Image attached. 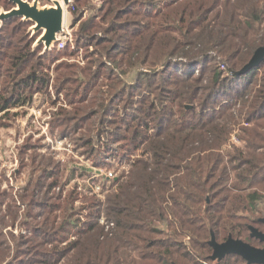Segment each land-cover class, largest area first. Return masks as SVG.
<instances>
[{
    "label": "trees",
    "instance_id": "1",
    "mask_svg": "<svg viewBox=\"0 0 264 264\" xmlns=\"http://www.w3.org/2000/svg\"><path fill=\"white\" fill-rule=\"evenodd\" d=\"M93 2L74 0L71 11L76 24L82 18L79 11L95 13L81 22L77 43L102 33L96 46L105 62L98 69L106 70L104 86L109 90L103 93L108 97H99L96 110L85 112L89 94L78 100L67 94L69 105L55 112L50 123L62 129L61 135L97 128L113 107L105 106L107 99L125 102L133 96V112L121 114L125 134H114L112 141H127L139 156H129V170L110 181L105 202L88 198L94 201V220L77 230L65 220L74 230L75 241L68 247L73 256L64 259L56 250L59 264H201L211 261L212 232L218 242L231 235L261 246L249 226L263 224L247 213L258 212L264 201V61L246 75L236 73L264 45V0H100L98 7ZM14 6L0 0V10ZM32 25L16 16L0 27V114L24 107L35 93L51 86L45 56L36 55V39L25 34ZM64 49L69 54L67 46L58 50ZM62 69L69 71L70 66ZM62 69L55 81L57 94L73 79ZM132 73L135 80L125 84L122 76ZM93 78L97 83L98 75ZM190 103L193 107L186 108ZM99 132L81 144L90 156L100 155L106 162L116 150L108 143L94 146ZM232 137L240 144L230 143ZM51 159L38 155L32 160L41 174L36 182L41 191L34 196L47 195L57 184L50 178L58 173L59 163ZM58 196L68 199L54 204L51 196L39 202L46 216L35 237L46 239L48 228L61 231L57 211L65 214L74 196ZM103 214L107 222L100 224ZM185 236H190L189 243ZM28 239L20 241L22 246L31 242ZM6 243L0 236V264H56L48 252H34L26 261L17 253L6 257L11 249ZM220 263L248 264L237 255Z\"/></svg>",
    "mask_w": 264,
    "mask_h": 264
},
{
    "label": "rangeland",
    "instance_id": "2",
    "mask_svg": "<svg viewBox=\"0 0 264 264\" xmlns=\"http://www.w3.org/2000/svg\"><path fill=\"white\" fill-rule=\"evenodd\" d=\"M27 1L32 4L37 3L40 9H47L54 7L56 2H62L63 4L64 0ZM93 4L98 7L101 2L100 0H94ZM71 9H74V0H70L69 6L66 7L68 12L65 26L71 33V36L66 39L69 54L64 53L65 49L62 51L56 49L55 43L47 49L42 42L44 32H36L33 25L25 29V34L29 38L34 37L36 39L33 48L37 47L41 51H37L36 55L45 56L44 64L51 74V86L46 92L35 93L33 99H30V103H27L24 107L14 108L10 112H7V114H0V236L6 240L7 245H11V249L7 252L5 250L6 257L14 256L17 253L20 258L23 257L26 261L30 256H36L34 252H39L40 254L48 252L50 259L52 261L56 260V264H59L60 261H57L56 255H54V252L59 250L62 252L61 257L64 259L71 258L73 252H68V247L70 243L75 241L73 236L74 230L79 229L83 223L94 220V209L91 207L94 201L88 200V198H95L105 202L106 196L110 193L111 184L110 182H105L104 191L101 196L86 194L80 191L79 188L88 187L91 184L90 181L92 182L90 174H95L100 169L107 173L113 172L117 177L124 170H129L128 157L130 156L131 159L137 158L139 154V151L133 150L127 141H112L114 134H125V131L121 127V114L127 115L133 112V96L129 97L125 102L116 100L109 103L107 99L105 106L113 105V107L110 108L108 115L104 118V124L97 128L93 127L91 129L85 127L83 130H79L78 134H75L73 130L66 131L65 134L61 135L62 129H57L56 126L50 123L54 119L53 115L55 112L60 111L62 106L66 107L69 105V98L78 100L83 93L89 94V101L85 104L88 106V108H85V112H88L91 108L98 107L96 103L98 98L105 94L103 91L109 90L107 86H104L107 84L105 81L106 70L104 68L98 69L99 63L105 62L103 57H99L97 53L99 47L96 46L98 39L103 37L102 33L95 35L97 38H89L90 40L83 38L77 43L76 34L79 32L81 22L88 20L95 13L92 9L79 11V15L81 14L82 18L76 24L74 23ZM5 12L7 11L4 8L0 10V14ZM2 24L3 22L0 21V26ZM58 65H61L59 70L70 66L69 71L62 69L61 73L73 78L71 79L72 82H68L65 85V90L61 94H57L55 90V81L58 76L57 72L59 71L56 72V67ZM220 65L218 63L217 66L220 68ZM95 74L98 75L97 83L95 82V78H93ZM122 77L126 82L125 84H129L135 80L136 74L132 73ZM76 89L77 91L74 92ZM158 92L160 93V91ZM106 97H108V94H105L104 98L106 99ZM91 99H94L95 103L93 105H89L90 101H92ZM188 105L189 108L193 107L191 103ZM124 106H126L125 109L122 108ZM95 118L97 119V117ZM98 129L100 130L101 137L99 136V140L95 141L94 146L101 148L105 147L106 143L110 144L116 150L113 151L115 156L107 157V159H111L112 161L107 159L106 162L100 161V155L97 156L95 154V156H90L87 152V147H82V141L88 136L95 135ZM230 143L240 144L235 137H232ZM32 144H36L37 147L32 148ZM228 150L231 151L232 149L228 148ZM23 151L24 153H22ZM37 154L45 159L52 158V161L60 162L58 173L50 178L51 182L56 179L57 184L54 189L49 190L47 195L34 196L35 193H39V190L41 191L40 185H36V182L40 180V169L37 171L32 161L34 157L38 156ZM44 181L42 180L40 183L44 184ZM61 192L64 196H62L63 199L65 196L68 197L69 194H73L74 196V202L69 206V203L65 205L67 208L65 209V214L63 211H57L56 224L57 227H62L61 231L52 233L53 231L48 228L47 230L50 233L46 235V239L43 240L35 237L33 232L37 228H41L40 225H42L46 216L40 209L39 202H45L52 196L51 202H54V204H59L60 202L64 204L68 198L66 197L67 199L62 201L59 198L60 196H58ZM260 192L264 195V185L261 186ZM258 206V212L247 213L249 219L264 218V201L259 203ZM68 214L71 215L70 218ZM66 219L77 227L71 230V226H68V224L64 225ZM106 219V215L103 214L100 217V224L106 223ZM259 227L263 229L264 225H260ZM27 238L31 239V242L28 245L22 246L23 243H20V241H24ZM185 238L184 241L189 243L190 236H185ZM44 241H48L49 243H45ZM39 242H43V245H40ZM63 254L64 256H62ZM231 261L234 262V259Z\"/></svg>",
    "mask_w": 264,
    "mask_h": 264
},
{
    "label": "water",
    "instance_id": "3",
    "mask_svg": "<svg viewBox=\"0 0 264 264\" xmlns=\"http://www.w3.org/2000/svg\"><path fill=\"white\" fill-rule=\"evenodd\" d=\"M14 7L0 14V21L3 22L11 17H21L24 20L33 22L36 32H41L42 42L49 49L57 41L58 35L63 31L67 17L66 7L69 6L70 0H64L63 5L56 2L54 7L40 9L37 3L32 4L27 0H10ZM64 6V7H63ZM65 8V9H64ZM1 27V26H0ZM264 61V45L258 47L249 62L245 64L237 73V76L246 75L254 67ZM189 108V105L186 106ZM264 223V218L260 219ZM251 237L259 239L263 246L257 247L241 239L233 238L231 235L224 242H218L215 234L211 233L209 245L213 248L210 259L222 261L228 255H237L242 257L248 264H264V230L250 225Z\"/></svg>",
    "mask_w": 264,
    "mask_h": 264
},
{
    "label": "built area",
    "instance_id": "4",
    "mask_svg": "<svg viewBox=\"0 0 264 264\" xmlns=\"http://www.w3.org/2000/svg\"><path fill=\"white\" fill-rule=\"evenodd\" d=\"M69 36H71V33L68 30V28L64 26L63 31L58 35L57 41L55 42L54 46L58 47V49L64 48L66 46V39H68ZM220 68L224 71L227 70L226 66L223 64L220 65ZM107 160H111V159H107ZM115 177L116 176L114 175L113 172L107 173V172H103V170L100 169L98 172H95V174H90V179L92 180V182L90 181L91 184L88 187L86 188L80 187L79 189L80 191L86 194L101 196L102 192L104 191L105 182H110ZM111 225H107V229H109ZM202 262H203L202 264H216V263L221 264L220 261L218 260H215V261L202 260Z\"/></svg>",
    "mask_w": 264,
    "mask_h": 264
},
{
    "label": "flooded vegetation",
    "instance_id": "5",
    "mask_svg": "<svg viewBox=\"0 0 264 264\" xmlns=\"http://www.w3.org/2000/svg\"><path fill=\"white\" fill-rule=\"evenodd\" d=\"M260 219H261V218H260ZM260 219H259V220H260ZM261 224H263V225H264V223H263V222H261ZM255 227H256V226H255ZM257 228H258V227H257ZM258 229H259V230H262V231L264 230V228H263V229H260V228H258ZM258 240H259V239H258ZM259 242L261 243V241H260V240H259ZM261 246H263V243H261ZM261 246H257V247H261Z\"/></svg>",
    "mask_w": 264,
    "mask_h": 264
},
{
    "label": "bare ground",
    "instance_id": "6",
    "mask_svg": "<svg viewBox=\"0 0 264 264\" xmlns=\"http://www.w3.org/2000/svg\"><path fill=\"white\" fill-rule=\"evenodd\" d=\"M59 3H61V5H63L62 2H59ZM63 7H64V6H63ZM64 9H65V8H64Z\"/></svg>",
    "mask_w": 264,
    "mask_h": 264
},
{
    "label": "crops",
    "instance_id": "7",
    "mask_svg": "<svg viewBox=\"0 0 264 264\" xmlns=\"http://www.w3.org/2000/svg\"><path fill=\"white\" fill-rule=\"evenodd\" d=\"M58 163H60L59 161H57ZM60 165V164H59ZM76 169V168H75Z\"/></svg>",
    "mask_w": 264,
    "mask_h": 264
}]
</instances>
